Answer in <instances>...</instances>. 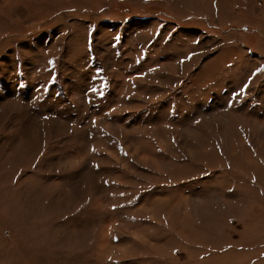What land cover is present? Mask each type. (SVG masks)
I'll return each instance as SVG.
<instances>
[{
	"label": "rangeland",
	"instance_id": "rangeland-1",
	"mask_svg": "<svg viewBox=\"0 0 264 264\" xmlns=\"http://www.w3.org/2000/svg\"><path fill=\"white\" fill-rule=\"evenodd\" d=\"M0 264H264V0H0Z\"/></svg>",
	"mask_w": 264,
	"mask_h": 264
},
{
	"label": "snow or ice",
	"instance_id": "snow-or-ice-1",
	"mask_svg": "<svg viewBox=\"0 0 264 264\" xmlns=\"http://www.w3.org/2000/svg\"><path fill=\"white\" fill-rule=\"evenodd\" d=\"M260 69H257V71H259Z\"/></svg>",
	"mask_w": 264,
	"mask_h": 264
}]
</instances>
